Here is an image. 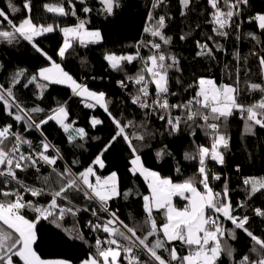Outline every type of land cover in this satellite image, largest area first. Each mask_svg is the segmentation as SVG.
Returning a JSON list of instances; mask_svg holds the SVG:
<instances>
[{"label":"snow or ice","instance_id":"obj_1","mask_svg":"<svg viewBox=\"0 0 264 264\" xmlns=\"http://www.w3.org/2000/svg\"><path fill=\"white\" fill-rule=\"evenodd\" d=\"M83 13L92 11L86 5V0H79ZM193 0H179L180 15L185 16ZM101 11L107 16H113L115 9L121 5L119 0H99ZM210 8L208 23L212 24L215 36L228 38L229 29L235 25L237 32L240 25L235 23L236 17L244 16V9L249 6V0H206ZM165 4V0H153L151 9H156ZM57 0L56 3H46L47 12L58 16L77 15L76 6L72 0ZM23 10L30 13V0H24ZM21 12L13 0H7V10L0 9V25L7 22V28L0 27V39L9 44L18 39L26 41L35 52L43 56L49 66L41 67L32 74L24 87L34 84L39 90L37 98L40 99L49 85H67L74 96L81 97V103L87 108L99 106L109 116L114 125V133L108 142L91 160L87 167L73 171L69 165L61 170L58 161L63 160L60 149L56 147L44 131V125L54 122L67 136L69 144L88 138V132L83 127H75L76 121L70 120V110L67 102L57 103L47 112L40 106L27 108L16 98L14 88L21 83L25 76L24 69H17L10 77L6 87L0 84V105L3 113L10 117L16 124L23 126L24 132L33 130L39 132V145H34L20 131L13 130L12 123H0V264H72L67 259H45L38 254L36 244L39 237L38 225L47 221L56 229H61L70 239L81 240L85 237L76 228H66L67 216L76 217L81 212H91L97 222L89 220L87 227L92 232H103V239L95 238V251L90 253L80 264H224L223 257L232 261V264H264V237H258L248 227L247 215L234 214L227 181L222 189L216 191L211 181H220L221 174L213 171L210 163L223 166L225 154L230 150V136L224 130L228 119L239 113L244 120L245 134H255L258 126L264 129V84L247 82L248 92H260V98L250 104L241 102V89L239 88V71L237 79L232 84L217 83L213 78L198 76L193 84L189 85L194 94L183 102L171 103L169 96H175L170 84V71L181 72L179 57L170 52L163 51V46L172 42V37L165 34L167 28L166 15L154 16L152 10L148 12L149 23L144 27V32L152 40L141 41L140 45L151 50V54L143 57L139 49L135 55H118L106 53L104 60L114 71H121L125 63L131 64L140 59L141 69L134 75H126L125 79L117 81L119 87L127 89L129 84L136 87L131 96V103L144 110L145 119L156 117L164 122V130L160 135L176 136L181 132V126L189 127V135L193 137L194 148L185 151L183 159L194 161L197 164L196 173L182 182H174L171 178L162 176L158 171L149 169L142 161L135 141L144 142L146 135H156V132L129 131L130 129H146V123L137 125L133 120L126 122L118 119L109 110V101L106 93L97 92L87 85L78 83L73 76L53 60V58L38 43V38L48 33L59 31L62 35L57 55L65 59L67 54L78 43L87 47L90 44L102 42V34L98 29H89L86 19L77 18L71 26L59 24L36 23L30 15H25L19 23L14 22L9 13ZM249 22L256 23L258 29L264 32V12H256L248 16ZM189 34L180 36L185 40ZM248 38L261 44L264 51V42L255 32L247 33ZM237 40L240 36L237 35ZM207 40L214 43L216 51H222L223 45L208 36ZM197 57L214 58V50L206 42L196 41ZM257 55L256 52L252 53ZM235 60L240 59L239 53H234ZM261 75L264 76V55L258 56ZM176 83H181L178 78ZM154 86V95L150 87ZM180 115H173V111ZM44 114L39 119L34 114ZM202 123L197 124V121ZM89 123L92 128L103 124V121L91 117ZM199 128L209 138L210 144L195 142L196 131ZM99 139V137H93ZM123 141L131 153L128 171L133 176H141L147 184L149 194L136 193L142 199V209L145 216L144 224L147 226L143 236L138 235L139 226H130L118 215V210H113L110 202L123 198L129 200L133 190L121 189L118 173L110 172L106 176L99 174V170L106 167L105 153ZM10 145V146H9ZM27 146V151L23 150ZM81 147L83 145H80ZM158 160L173 153L167 145H163L155 153ZM73 164L78 161H73ZM46 165L56 177L57 187H34L20 179L18 173L33 168L37 172L40 166ZM239 171V165L236 166ZM176 172H180L177 167ZM44 185H49V177L43 176ZM243 184L247 188L246 198L252 199L257 195H264V177H246ZM15 185V187H13ZM26 195L33 198L49 196L45 204H40L34 199H27ZM79 195L90 202L89 207L80 208L73 203ZM175 198L186 201L183 208H178L174 203ZM91 205H96L95 207ZM245 205L241 202L238 207ZM26 212L34 213L29 218ZM105 214L101 218L100 214ZM154 213H161L163 223H158ZM256 216L264 218V209L254 208ZM230 221L232 228H226L221 220ZM237 230L242 231L251 239L254 245L249 249L255 253V258L250 254H241L239 259L234 257L235 249L229 240L237 239ZM162 234V235H161ZM150 238H154L151 239ZM179 242L186 249V254L181 255L175 243ZM162 252L168 253L167 258ZM147 256L145 260L142 256Z\"/></svg>","mask_w":264,"mask_h":264},{"label":"trees","instance_id":"obj_2","mask_svg":"<svg viewBox=\"0 0 264 264\" xmlns=\"http://www.w3.org/2000/svg\"><path fill=\"white\" fill-rule=\"evenodd\" d=\"M57 0H30L31 12L23 10L24 0H13L21 12L11 14L10 17L14 22L19 23L25 15H30L36 23L42 24H59L61 26H71L77 22V18L86 19L89 29H98L102 34V42L90 44L87 47L80 46L78 43L67 54L65 59L57 55V50L62 43V35L57 30L38 38V43L52 58L59 63L65 71L69 72L78 83L87 85L94 91H103L106 93L109 101V110L118 119L123 121L133 120L135 124L146 123V129H130L129 131L156 132L155 137L147 136L144 142L135 141L137 149L141 155L142 161L149 169L158 171L162 176L171 178L174 182H182L184 179L193 176L196 173L197 164L194 161L183 159L185 151H192L194 148L193 137L189 135V127L181 126L180 134L168 136L167 133L160 135L164 130V122L156 117L145 119L144 110L139 109L131 103V96L135 93L136 87L129 84L127 89L118 86L117 81L125 79L126 75L134 76L142 67L140 59L133 63H125L121 71H114L104 60L106 53H116L118 55H135L139 49L140 55L146 57L151 54V50L140 45L141 41L155 39L144 32V27L149 23L148 12L153 11L154 16L166 15L167 28L165 34L172 37V42L168 46H163V51L170 52L179 57L181 61V72L170 71L169 87L175 96H169L171 103L183 102L190 99L194 94L189 85L193 84L194 79L198 76H207L213 78L217 83L232 84L237 79L239 71V88L241 89V102L250 104L257 101L262 95L260 92H248L247 82L264 84V76L261 75V69L258 56L264 55L261 44H257L248 38L247 33L255 32L260 40L264 42V32H261L256 23L249 22L248 16L256 12H264V0H249V6L244 9L243 17H236L235 23L240 25V31L237 32L235 25L229 29V37L223 38L215 36L212 32L213 25L208 23L210 8L206 0H193L190 9L185 16L180 15L181 6L179 0H165V4L156 9H151L153 0H119L120 7L115 9L113 16H107L101 11L99 0H86V5L92 9L90 13H83L79 0H72L76 6L77 15L58 16L45 10L44 4L56 3ZM67 7V0H64ZM0 9L7 10V0H0ZM2 20V18H0ZM2 28H7V22L4 21ZM189 34L185 40L180 36ZM237 35L240 39L237 40ZM208 36H213V40L223 45L222 51H216L214 43L207 40ZM206 42L214 50V58L197 57L196 41ZM239 53L240 59L233 58L234 53ZM256 52L257 55L252 53ZM49 62L22 39L12 44L0 39V84L6 87L9 84L11 75L17 69H24L25 76L21 78V83L14 88L17 100L27 108L40 106L47 112L57 103L67 102L70 110V120L76 121L75 127H83L88 132V138L83 141H77L75 144H69L66 134L54 123L49 122L44 125L48 139L60 149L63 160L58 161L62 170L67 164L73 168V171L82 170L87 167L91 160L108 142L114 133L108 114L99 106L96 108H87L81 103V97L74 96L70 87L65 85H49L44 91L42 98L38 99L39 90L34 84L27 88L24 84L28 78L37 72L41 67H46ZM181 83H176L177 79ZM154 92V86L150 87ZM180 112L173 111V115H180ZM39 119L44 114H34ZM91 117L99 118L103 121L102 125L92 128L89 120ZM0 123H12L14 131H20L28 139L33 141L34 145H39L40 134L33 130L30 133L24 132L23 126L16 124L10 117L6 116L0 105ZM202 123L197 121V124ZM196 131L195 142L198 144H210L202 130L194 128ZM224 130L230 136V150L225 154V164L223 166L210 163L213 171L221 174L220 181H211L212 187L220 191L227 181L230 190V198L233 204L234 214L237 216L247 215L249 223L247 227L258 237H264V218L256 216L254 208L264 209V195H257L252 199L246 198L247 188L243 184L246 177H264V129L258 126L255 128V134H245L244 120L239 113L230 117L224 126ZM99 137V139H93ZM80 145H83L82 147ZM163 145H167L173 153L172 156H165L158 160L155 153ZM10 146V145H9ZM23 150L27 151L25 145ZM106 167L99 170V174L106 176L112 171L118 173L119 182L122 191L132 189L133 195L129 200L118 198L110 202L113 210H118V215L130 226H139L138 235L143 236L146 231L144 224V213L142 209V199L136 195L149 194L147 184L143 177L133 176L129 171L131 153L127 146L121 140L113 148L105 153L104 156ZM73 161L78 163L73 164ZM239 165V171L236 166ZM180 172H176V168ZM21 180L35 187H57L56 177L51 173V169L46 165L40 166V171L29 168L18 173ZM43 176L49 177V185H44ZM15 187V185H13ZM30 199L45 204L50 199L49 196ZM243 202L244 207H238ZM73 203L80 208L90 206V202L77 195ZM174 203L178 207H184L186 201H180L175 198ZM95 207L96 205H91ZM29 218L34 217V213L26 212ZM158 223H163L164 217L161 213H154ZM101 218L105 214H100ZM92 220L97 222V218L91 215V212H81L76 217L67 216L65 227L76 228L81 231L87 243L81 240L70 239L61 229H56L47 221H42L39 228V237L36 244L38 254L45 259H67L72 264H80L90 253L95 251V238L101 239L106 234L103 232H92L87 227V222ZM221 220L226 228H232L230 221ZM162 235V234H161ZM154 239V238H150ZM231 246L235 249L234 257L239 259L241 254H250L255 258V253H250L249 249L258 247L253 244L251 239L245 233L237 230V239L229 240ZM181 255L186 254V249L179 242L175 243ZM167 258L168 253L162 252ZM147 260L148 257L142 256ZM224 264H232L227 256L223 258ZM126 264V262H125Z\"/></svg>","mask_w":264,"mask_h":264},{"label":"built area","instance_id":"obj_3","mask_svg":"<svg viewBox=\"0 0 264 264\" xmlns=\"http://www.w3.org/2000/svg\"><path fill=\"white\" fill-rule=\"evenodd\" d=\"M152 93H153V95H154V92H152ZM34 187H35V186H34ZM26 198H27V199H30L27 195H26ZM102 218H105V217H102Z\"/></svg>","mask_w":264,"mask_h":264},{"label":"crops","instance_id":"obj_4","mask_svg":"<svg viewBox=\"0 0 264 264\" xmlns=\"http://www.w3.org/2000/svg\"><path fill=\"white\" fill-rule=\"evenodd\" d=\"M149 191V190H148ZM178 200H180V201H183V200H181V199H179V198H177ZM178 207V206H177ZM178 208H182V207H178Z\"/></svg>","mask_w":264,"mask_h":264},{"label":"rangeland","instance_id":"obj_5","mask_svg":"<svg viewBox=\"0 0 264 264\" xmlns=\"http://www.w3.org/2000/svg\"><path fill=\"white\" fill-rule=\"evenodd\" d=\"M47 66H49V64H48ZM47 66H46V67H47ZM65 86H67V85H65ZM67 87H69V86H67ZM97 92H98V91H97ZM107 175H108V174H107Z\"/></svg>","mask_w":264,"mask_h":264}]
</instances>
